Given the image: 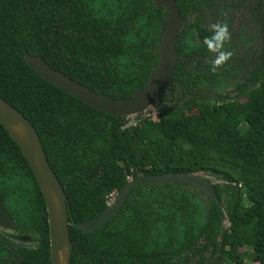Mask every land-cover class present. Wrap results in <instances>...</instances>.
<instances>
[{
    "label": "trees",
    "instance_id": "trees-1",
    "mask_svg": "<svg viewBox=\"0 0 264 264\" xmlns=\"http://www.w3.org/2000/svg\"><path fill=\"white\" fill-rule=\"evenodd\" d=\"M176 1L186 22L173 85L154 106L158 120L129 125L127 117L99 112L42 79L24 53L97 93L127 99L158 65L164 8L152 0H0V96L36 128L67 195L70 222L102 213L141 174L201 172L221 182L213 184L219 205L186 183L131 191L103 228L69 227L71 264H242L248 257L264 264V20L250 82L234 98L216 93L211 103L197 96L200 85L212 78L214 89L223 88L220 78L229 76L210 70L203 39L211 32L190 19L212 2ZM0 198L17 226L14 233L0 229V264H50L43 194L1 124Z\"/></svg>",
    "mask_w": 264,
    "mask_h": 264
},
{
    "label": "water",
    "instance_id": "water-1",
    "mask_svg": "<svg viewBox=\"0 0 264 264\" xmlns=\"http://www.w3.org/2000/svg\"><path fill=\"white\" fill-rule=\"evenodd\" d=\"M157 8L168 12L167 23L158 50V65L151 79L130 98L114 99L97 93L73 80L68 75L52 68L42 57L24 53L26 63L42 79L53 84L91 108L112 116L130 117L140 115L160 102L162 92L173 85L178 64V35L183 28L182 16L176 0H152ZM0 124L20 148L41 189L46 204L50 237V264H71L73 242L69 227L84 233H93L113 220L124 207L131 191L148 185L186 183L201 190L211 202L220 204L215 188L203 173L189 175H147L129 179V182L114 194V199L99 215L82 222H70V208L63 185L50 165L41 138L34 125L15 107L0 96ZM113 194V195H114ZM0 229L16 232L0 198ZM20 241H30L21 236Z\"/></svg>",
    "mask_w": 264,
    "mask_h": 264
},
{
    "label": "rangeland",
    "instance_id": "rangeland-1",
    "mask_svg": "<svg viewBox=\"0 0 264 264\" xmlns=\"http://www.w3.org/2000/svg\"><path fill=\"white\" fill-rule=\"evenodd\" d=\"M211 2L212 4H209L204 1L203 8L192 15L190 22H195L210 32L212 31L211 25L214 23L224 22L229 26L230 40L225 44V48L230 49L233 52V56L225 65L218 68L223 72L222 74L229 76L226 79L220 78L225 82V86L214 89L212 86L213 79L211 78V83L208 82L204 87L200 85L201 90L197 94L199 99L202 98V100L214 103L218 99L216 93L234 98L237 94L235 87L245 82H250L262 52L261 28L262 20H264V0H211ZM218 8L223 10L222 21L220 18L222 12ZM210 54L212 61L214 53L210 52ZM237 98L240 101H244L243 96ZM145 117H152L158 120L159 115L156 108L153 106L140 115L127 117L128 124L135 125ZM207 179L214 185L221 183L215 178L207 176ZM114 196L115 194L111 196L110 203ZM200 198L204 206H207V199L202 196ZM225 227H228L227 221L223 223V228ZM240 251L243 253L245 249L242 248ZM207 256H209V253H207ZM242 264L258 263L248 257Z\"/></svg>",
    "mask_w": 264,
    "mask_h": 264
},
{
    "label": "clouds",
    "instance_id": "clouds-1",
    "mask_svg": "<svg viewBox=\"0 0 264 264\" xmlns=\"http://www.w3.org/2000/svg\"><path fill=\"white\" fill-rule=\"evenodd\" d=\"M211 29V35L204 37L203 44L209 52L214 53L210 70L215 72L232 58L233 52L225 48V44L230 40L228 24L224 22L214 23L211 25Z\"/></svg>",
    "mask_w": 264,
    "mask_h": 264
},
{
    "label": "flooded vegetation",
    "instance_id": "flooded-vegetation-1",
    "mask_svg": "<svg viewBox=\"0 0 264 264\" xmlns=\"http://www.w3.org/2000/svg\"><path fill=\"white\" fill-rule=\"evenodd\" d=\"M186 22V21H185ZM184 25H185V23H184ZM184 25H183V27H184ZM182 30V29H181ZM208 32H210V31H208ZM174 81V80H173ZM239 85H237L235 88H236V90H237V87H238Z\"/></svg>",
    "mask_w": 264,
    "mask_h": 264
}]
</instances>
